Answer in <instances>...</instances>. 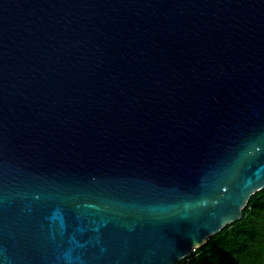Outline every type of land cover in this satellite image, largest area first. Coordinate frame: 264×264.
<instances>
[{
  "label": "water",
  "instance_id": "95a60500",
  "mask_svg": "<svg viewBox=\"0 0 264 264\" xmlns=\"http://www.w3.org/2000/svg\"><path fill=\"white\" fill-rule=\"evenodd\" d=\"M264 186V0H0V264H178Z\"/></svg>",
  "mask_w": 264,
  "mask_h": 264
},
{
  "label": "trees",
  "instance_id": "16d2710c",
  "mask_svg": "<svg viewBox=\"0 0 264 264\" xmlns=\"http://www.w3.org/2000/svg\"><path fill=\"white\" fill-rule=\"evenodd\" d=\"M178 264H264V186L251 193L239 219L209 235Z\"/></svg>",
  "mask_w": 264,
  "mask_h": 264
}]
</instances>
